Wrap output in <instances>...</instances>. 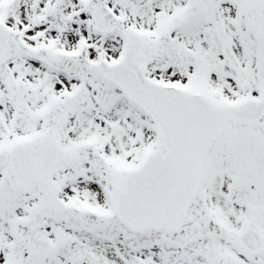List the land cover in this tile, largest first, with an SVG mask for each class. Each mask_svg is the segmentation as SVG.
<instances>
[{"label":"snow or ice","instance_id":"6c2138e0","mask_svg":"<svg viewBox=\"0 0 264 264\" xmlns=\"http://www.w3.org/2000/svg\"><path fill=\"white\" fill-rule=\"evenodd\" d=\"M0 264H264V0H0Z\"/></svg>","mask_w":264,"mask_h":264}]
</instances>
